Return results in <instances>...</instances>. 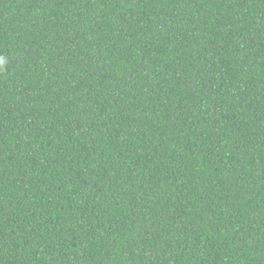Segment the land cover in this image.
<instances>
[{
    "label": "trees",
    "instance_id": "1",
    "mask_svg": "<svg viewBox=\"0 0 264 264\" xmlns=\"http://www.w3.org/2000/svg\"><path fill=\"white\" fill-rule=\"evenodd\" d=\"M0 264H264V0H0Z\"/></svg>",
    "mask_w": 264,
    "mask_h": 264
},
{
    "label": "clouds",
    "instance_id": "2",
    "mask_svg": "<svg viewBox=\"0 0 264 264\" xmlns=\"http://www.w3.org/2000/svg\"><path fill=\"white\" fill-rule=\"evenodd\" d=\"M9 63L6 56L0 55V72L4 71L5 66Z\"/></svg>",
    "mask_w": 264,
    "mask_h": 264
}]
</instances>
